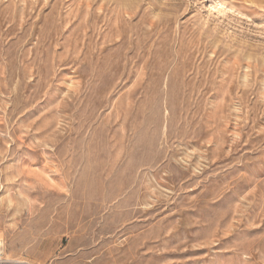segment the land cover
I'll return each mask as SVG.
<instances>
[{
	"label": "rangeland",
	"instance_id": "374dc122",
	"mask_svg": "<svg viewBox=\"0 0 264 264\" xmlns=\"http://www.w3.org/2000/svg\"><path fill=\"white\" fill-rule=\"evenodd\" d=\"M221 1L0 0L8 257L264 264V0Z\"/></svg>",
	"mask_w": 264,
	"mask_h": 264
},
{
	"label": "built area",
	"instance_id": "2783aa9c",
	"mask_svg": "<svg viewBox=\"0 0 264 264\" xmlns=\"http://www.w3.org/2000/svg\"><path fill=\"white\" fill-rule=\"evenodd\" d=\"M0 264H24L20 259L8 257L0 247Z\"/></svg>",
	"mask_w": 264,
	"mask_h": 264
},
{
	"label": "bare ground",
	"instance_id": "6f19581e",
	"mask_svg": "<svg viewBox=\"0 0 264 264\" xmlns=\"http://www.w3.org/2000/svg\"><path fill=\"white\" fill-rule=\"evenodd\" d=\"M217 1H218V3H217ZM212 5L215 7V8H217V9H219L220 11H223V9L220 7V6H223L224 5V3L221 1V0H216V1H213L212 0ZM218 5H220V6H218ZM226 7V6H225ZM224 8V7H223ZM0 244L2 245V241L0 240ZM22 261V260H21ZM23 263H25V264H35V263H33V262H30V261H22Z\"/></svg>",
	"mask_w": 264,
	"mask_h": 264
}]
</instances>
